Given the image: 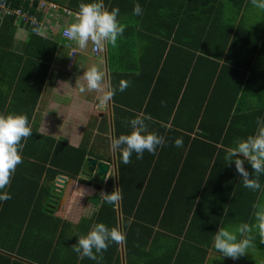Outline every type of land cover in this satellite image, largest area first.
<instances>
[{
	"label": "trees",
	"instance_id": "trees-1",
	"mask_svg": "<svg viewBox=\"0 0 264 264\" xmlns=\"http://www.w3.org/2000/svg\"><path fill=\"white\" fill-rule=\"evenodd\" d=\"M4 1L39 19L45 15L39 0ZM50 1L93 19L104 10L105 24L115 32L123 23L134 28L142 8L160 2ZM192 1L182 0L172 15L168 41H162L164 32L158 40L147 36L151 60L143 47L136 61L110 57L119 180L95 184L103 200L77 224L52 210L56 178H79L90 166L88 157L111 158L88 141L75 146L39 131L32 118L59 43L36 25L19 46L16 16L0 15V264H145L165 244L170 254L164 264H177L199 222L211 228V242L222 226L252 220L264 183L258 153L264 152V99L247 105L245 99L255 57L264 56V35L241 16L248 0L224 13L218 11L229 0H204L200 11ZM137 4L141 11L122 7ZM114 8L124 10L122 17ZM144 22V29L153 28ZM243 122L247 126L234 132ZM239 150L251 157L233 152ZM209 209L217 213L213 218Z\"/></svg>",
	"mask_w": 264,
	"mask_h": 264
},
{
	"label": "crops",
	"instance_id": "crops-1",
	"mask_svg": "<svg viewBox=\"0 0 264 264\" xmlns=\"http://www.w3.org/2000/svg\"><path fill=\"white\" fill-rule=\"evenodd\" d=\"M124 1L136 4L134 0ZM203 2L204 0H194L191 6L196 7V11H200ZM240 2L241 0H229L222 11L218 12L224 13L231 9L234 11L238 9ZM246 4L247 7L243 9L241 16L247 26L264 35V0H248L245 2ZM138 5L140 4L134 5L133 8L122 7L126 12L137 7V11H141V6ZM181 8L182 0H160L157 7L146 11L142 8V13L139 15L140 20L135 23L134 28H131V24L123 23L119 31L116 32L106 26L104 10L99 19H93L87 16L88 14H81L82 17L75 16L76 20H69L67 25H63L61 20L67 16L65 14L44 15L40 19L43 22V26H39L40 33L57 40L59 45L32 121L39 125V131L44 134L65 137L75 146H79L83 141H88L90 146L95 148L96 153L103 154L107 159L110 154L111 158V161L104 160L110 165L105 178L96 170L93 172L91 166L88 165L77 179L66 175H61L66 178L65 180L56 178L53 187L55 192L52 194L57 197V202L52 209L56 216L73 224L79 223L82 218L92 217L103 200V193L95 187V184H105L110 178L118 184L119 172L113 126L115 119L112 95L113 74L110 57L120 62L136 61L137 51L143 47L144 55L146 54L151 60L153 55L148 54H151L153 49L150 47L151 41L147 39V36L151 37L150 34H152L158 40V38L160 39L159 34L164 32L161 38L162 41H166L168 35L165 34L173 28L172 15L180 11ZM124 10L117 11L114 8V14L117 17H122ZM47 18H50L51 21L48 22ZM82 18L83 20H81ZM144 19L146 22H150L152 29L146 30L142 27L145 24ZM16 25L15 39L16 44L20 46L28 39L30 26L20 25L18 19ZM63 28L74 30L76 38L79 35L85 36L96 32L95 35H92L91 48L74 45V40L69 42L62 36ZM154 30L157 32L155 33ZM109 32L112 36L109 35ZM62 39L66 42H62ZM171 43L172 41H170ZM95 44L100 45L101 56L93 55L92 47ZM73 51H75L74 56ZM78 61L80 63H77ZM91 69L92 71H90ZM248 75L253 78V85L251 95L245 99L246 105L254 103L258 99H264V56L255 57L253 69ZM1 81L4 83L5 78L3 77ZM2 90L3 88L0 87V93ZM10 120H13L12 116ZM90 124L92 128L89 127ZM243 124L244 122L237 124L234 132L239 127L247 126ZM99 136L100 138H98ZM104 141L109 143L108 148L105 145L102 146ZM261 149H258V153L264 159V152H261ZM233 152L246 158L251 157L250 154L241 150ZM82 178L91 180L92 184L82 183ZM78 192H80V196L86 198V209L85 214L81 215L78 221H73L69 217L71 211L75 212L72 209V200ZM248 193L249 196L252 195L251 191ZM208 214H213V209H209ZM216 214L211 217L213 218ZM230 220L226 219V221ZM229 224L222 226L216 238L210 242L212 232L209 230L211 228L199 222L189 233L192 237L191 242L187 243L185 247H181V259L177 261V264H264V183L256 201L252 220L246 226L243 224L241 232L236 234L227 228ZM232 227L236 228V225L234 224ZM177 238L183 240L182 235H177ZM157 251L159 256H154L151 262L145 264H164L166 263L164 260H169L170 251L166 244ZM157 251H155L156 254ZM159 259L162 261L159 262ZM123 264H126L125 260Z\"/></svg>",
	"mask_w": 264,
	"mask_h": 264
},
{
	"label": "built area",
	"instance_id": "built-area-1",
	"mask_svg": "<svg viewBox=\"0 0 264 264\" xmlns=\"http://www.w3.org/2000/svg\"><path fill=\"white\" fill-rule=\"evenodd\" d=\"M39 8L45 12V16L50 14H65L67 16L74 15L76 17H82L80 13L74 12L66 6H61L53 1L49 0H39ZM62 10V11H61ZM56 13V14H55ZM0 15L2 17L16 16L18 23L20 25H29V26H43V22L39 19L37 14H32L28 11H25L23 8H15L9 2L0 0ZM62 36L66 38L69 42L75 40L76 32L71 28H63ZM93 55L98 57L101 56L102 49L99 44L93 45ZM75 51H73V56Z\"/></svg>",
	"mask_w": 264,
	"mask_h": 264
},
{
	"label": "rangeland",
	"instance_id": "rangeland-1",
	"mask_svg": "<svg viewBox=\"0 0 264 264\" xmlns=\"http://www.w3.org/2000/svg\"><path fill=\"white\" fill-rule=\"evenodd\" d=\"M259 4V3H258ZM48 22L51 21L50 18H47ZM62 20V24L63 25H67L69 23V20H76L75 16L72 15V16H69V17H65L64 20ZM83 20V18L81 19ZM93 24V23H92ZM96 32H93L92 34L89 33L85 36H82V35H79L77 36V38L73 41V44L74 45H78L79 47L81 46L82 48H91L92 44H93V38H92V35H95ZM109 35L112 36V34L109 32ZM62 42H66V40L62 39ZM77 63H80V61H78ZM91 68V67H90ZM92 71V69L90 70ZM89 127H91V124L89 125ZM92 128V127H91ZM100 138V136L98 137ZM104 145V143H102V146ZM110 156V154H108ZM114 174V173H113ZM115 176V175H114ZM59 196V195H58ZM50 201L56 203L57 201H53L50 199ZM86 198L84 196H80V192L77 193V196L75 195L73 200H72V209L73 211L75 212H72L71 211V215H70V219H72L73 221H78L79 217L83 214H85V209H86ZM234 224H239V223H230L228 225L227 228H230L231 230L234 231V233L236 234L237 232H241V226L242 225H236V228L232 227Z\"/></svg>",
	"mask_w": 264,
	"mask_h": 264
},
{
	"label": "water",
	"instance_id": "water-1",
	"mask_svg": "<svg viewBox=\"0 0 264 264\" xmlns=\"http://www.w3.org/2000/svg\"><path fill=\"white\" fill-rule=\"evenodd\" d=\"M87 163L91 166V169L93 172L96 170L98 174L103 176V178L106 177V175L109 171V168H110L109 163H107L105 161H98L97 159H95L93 157H89L87 159ZM58 179L65 180L66 178L60 175V176H58ZM57 182L60 183L59 181H57ZM62 184H64V183H62ZM57 188H58V186H57ZM56 199H57V197L54 195L51 198V200H53V201H56Z\"/></svg>",
	"mask_w": 264,
	"mask_h": 264
}]
</instances>
